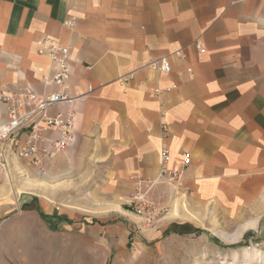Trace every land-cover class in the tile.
<instances>
[{"label": "crops", "instance_id": "0c3cea01", "mask_svg": "<svg viewBox=\"0 0 264 264\" xmlns=\"http://www.w3.org/2000/svg\"><path fill=\"white\" fill-rule=\"evenodd\" d=\"M49 40L70 48L63 88L47 83L57 71ZM162 58L168 74L151 66ZM0 89L80 96L50 109L74 112L75 141L30 171L23 205L35 201L71 225L91 219L82 231L119 236L122 247L131 234L138 245L173 223L229 212L264 186V0H0ZM60 138L48 131L40 146ZM26 140L22 134L20 145ZM163 146L171 168H181L184 153L192 162L178 186L153 190L163 218L138 232L129 204L158 175ZM16 211L4 208L0 217Z\"/></svg>", "mask_w": 264, "mask_h": 264}, {"label": "rangeland", "instance_id": "374dc122", "mask_svg": "<svg viewBox=\"0 0 264 264\" xmlns=\"http://www.w3.org/2000/svg\"><path fill=\"white\" fill-rule=\"evenodd\" d=\"M35 168L16 153L7 159L0 184V203L7 204L0 205V211H17L0 217V233H8L4 241L0 237V264H264V186L250 202L229 212L212 209L195 221L173 223L163 235L144 238L138 245L131 234L122 247L119 236L82 231V225L95 224L91 219L72 225L63 216L46 215L52 219L45 220L35 201L23 205V197H30V171ZM38 184L45 187L44 172ZM157 186L137 188L131 198L129 208L140 220L138 232L155 230L163 218L162 208L151 198ZM139 189L154 206L152 223L134 210Z\"/></svg>", "mask_w": 264, "mask_h": 264}, {"label": "built area", "instance_id": "2783aa9c", "mask_svg": "<svg viewBox=\"0 0 264 264\" xmlns=\"http://www.w3.org/2000/svg\"><path fill=\"white\" fill-rule=\"evenodd\" d=\"M197 49L204 52L200 45H197ZM47 54L57 66L54 78L50 81L47 80V83L51 82L63 88L71 74L70 48L49 40ZM151 66L165 74L171 72V65L167 58L153 62ZM79 98V95L70 96L65 92L46 96L27 92L23 97H20L6 94L0 89V101L7 105V119L0 121V184L10 155L16 153L18 157L27 159L35 167H39L43 157L52 158L74 143V112L68 110L66 113L52 116L50 109L58 104H66L71 107ZM51 130H58L61 138L58 141L50 142L48 148L42 149L40 144L45 141V133ZM22 134L27 135V140L25 144L20 145ZM160 156V171L147 184L151 187L157 185L178 186L182 180L183 170L191 165V155L183 154L181 168L169 166L171 156L165 146L162 147ZM133 205L139 216L146 222L152 223L154 206L140 189L133 197Z\"/></svg>", "mask_w": 264, "mask_h": 264}, {"label": "trees", "instance_id": "16d2710c", "mask_svg": "<svg viewBox=\"0 0 264 264\" xmlns=\"http://www.w3.org/2000/svg\"><path fill=\"white\" fill-rule=\"evenodd\" d=\"M38 212L40 213L42 218H44L45 220H50V218H48L43 212H41L40 209Z\"/></svg>", "mask_w": 264, "mask_h": 264}]
</instances>
